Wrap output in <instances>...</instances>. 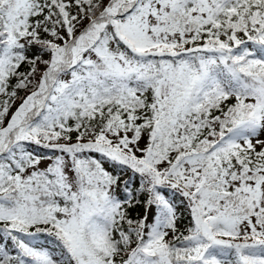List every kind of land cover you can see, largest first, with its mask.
<instances>
[{
    "label": "snow or ice",
    "instance_id": "6c2138e0",
    "mask_svg": "<svg viewBox=\"0 0 264 264\" xmlns=\"http://www.w3.org/2000/svg\"><path fill=\"white\" fill-rule=\"evenodd\" d=\"M0 264H264V0H0Z\"/></svg>",
    "mask_w": 264,
    "mask_h": 264
}]
</instances>
